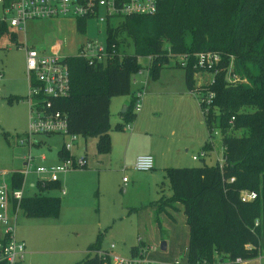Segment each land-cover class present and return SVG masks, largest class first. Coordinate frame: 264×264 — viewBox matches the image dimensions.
I'll return each instance as SVG.
<instances>
[{
    "label": "trees",
    "instance_id": "16d2710c",
    "mask_svg": "<svg viewBox=\"0 0 264 264\" xmlns=\"http://www.w3.org/2000/svg\"><path fill=\"white\" fill-rule=\"evenodd\" d=\"M86 21L76 28L86 34ZM191 35V43L185 35ZM17 35L0 25V37ZM108 43L116 45L118 55L107 64L88 63L71 58V93L53 102V109L68 116L69 134L96 140L98 154L111 150V100L129 95L134 76L149 63L150 75L173 64L184 70L190 94L195 93L197 55L214 52L221 57L217 73L204 86L214 98L208 113H202L209 138L203 150L213 149V132L222 134L223 164H204L193 168H169L173 197L151 204L158 212H179L183 206L188 228L186 260L189 264L221 260L250 261L264 253V0H165L157 15L117 19L107 26ZM133 46L135 52H127ZM190 55L189 65L181 67L168 55ZM234 59L236 76L230 84L227 70ZM167 65L157 67L161 61ZM176 62V63H175ZM213 73V71H209ZM213 81V82H212ZM135 99L123 114L117 129L134 123ZM201 111L203 106H200ZM59 152L63 160L69 157ZM16 175V187L21 185ZM233 180V182H231ZM58 182H37L39 193L26 196L21 211L28 218L56 219L60 199L43 194L56 190ZM52 186V187H51ZM54 187V188H53ZM242 192H255L257 199L243 201ZM163 233V231L161 230ZM131 255L144 250L139 240ZM92 245L85 258L76 264H104ZM226 264V263H224ZM233 264V263H232Z\"/></svg>",
    "mask_w": 264,
    "mask_h": 264
},
{
    "label": "rangeland",
    "instance_id": "374dc122",
    "mask_svg": "<svg viewBox=\"0 0 264 264\" xmlns=\"http://www.w3.org/2000/svg\"><path fill=\"white\" fill-rule=\"evenodd\" d=\"M103 16L105 13L101 10L100 17ZM99 30H105V26L100 25L97 18L88 20L86 34L78 32L76 22L73 21L41 20L29 22L25 34L16 33V40L8 34L0 37V170L17 173L23 167V157L28 154V147L18 144L19 139L27 137L30 125V109L26 101L29 92L26 51L20 45L26 39L29 48L51 51L62 42L67 47L65 53L76 54L87 38L98 41L104 47L108 46L106 31L100 35ZM191 41V35L187 33L186 44L189 45ZM127 52L134 53L133 46ZM168 58L176 62L178 60L171 54ZM141 64L143 69L134 76L130 94L111 100V139L115 135L122 137L123 131L116 128L118 123H123L120 114L132 97L141 91L142 107L149 104L147 115L150 117L140 125V138L144 142L139 145V149L148 150L151 148L149 142L157 139L168 146L171 152L168 158L174 153L175 162L170 164L175 168L199 167L204 164L203 160L211 166L223 163L222 134L218 130L213 132L212 151L203 150L209 133L203 122L199 100L189 93L186 86L184 70L171 64L159 68L158 73L151 76L149 63L141 60ZM162 65H167L164 60L157 67ZM211 78L213 76L210 74L198 77L195 91H199V87L206 85ZM153 109L160 111L150 115ZM164 119L165 127H169L167 131L159 130L156 124ZM135 123H131V126L134 127ZM123 130L124 133L130 131L125 125ZM75 138L70 154L76 158L84 157L87 161L85 168L75 172L94 171L95 176L85 174L73 178L63 188H73L71 197L74 198L69 203L70 207L85 208L79 211L64 208L63 199L66 197L61 195L59 189H47L46 194L52 193L51 196L61 198L62 207L58 218L31 219L20 213L17 235H29L31 241L34 240L28 251L31 255L26 258L27 261L25 259L24 264H76L85 258L92 245L110 251L112 256L127 259L132 256L131 249L138 246L139 240L145 244L144 259L147 261L162 264L185 262L189 237L183 213L167 209L157 215L158 207H151L152 203L161 198L173 197L171 179L157 170L140 172L133 167L122 172V142L114 148L111 143V152L97 157L95 139L82 136ZM35 139L41 140L44 146L41 149L35 148L34 155L38 157L46 154L49 157L48 164L57 159L63 143L71 144L70 135L64 138L39 135ZM200 152H205L206 157L193 161V157ZM38 178L43 177L30 173L25 189H28L30 183H37ZM124 178L129 181L126 186ZM36 192L37 188L26 195L31 196ZM176 208L183 210L180 203ZM26 223H29L28 227ZM162 242L168 244L166 251L160 248ZM112 245L116 247L115 250H110ZM245 264H264V253Z\"/></svg>",
    "mask_w": 264,
    "mask_h": 264
},
{
    "label": "built area",
    "instance_id": "2783aa9c",
    "mask_svg": "<svg viewBox=\"0 0 264 264\" xmlns=\"http://www.w3.org/2000/svg\"><path fill=\"white\" fill-rule=\"evenodd\" d=\"M165 0H0V25L16 34L26 33L29 22L41 20H65L77 22L97 18L98 23L105 26V30H99L102 35L104 31L107 34V26L113 25L112 22L122 18L132 17H153L157 15L162 3ZM103 10L105 16L100 17V11ZM77 30V28H76ZM78 31V30H77ZM79 32V31H78ZM17 35V34H16ZM108 36V35H107ZM26 51V74L29 83V92L26 101L30 109L29 133L26 138L20 140L22 146L29 147V153L25 158L23 169L17 173H11L0 170V228L2 236L0 237V264H21L26 258V245L16 237V227L19 215L21 213V203L25 196V187L27 177L30 173H35L38 182L55 183L59 182V176L87 166L86 158H76L70 154L73 149L76 136L69 134L68 116L53 109V102L58 99L67 98L71 93V73L68 60L79 58L88 63L107 64L114 59L118 53L116 45L108 44L104 47L98 41L86 39L80 45L76 54L65 53L64 43L55 45L54 49L36 50L29 48L26 39L24 44L20 45ZM181 67L189 65L190 55L175 56ZM195 69H200L196 76L210 74L214 77L217 73V66L221 62L218 53L207 52L200 53L197 56ZM234 59L227 70V80L230 84L242 82L236 76ZM176 63V62H175ZM213 71V73H209ZM212 79V78H211ZM210 81V80H209ZM213 82V81H212ZM201 85V83H199ZM205 85H201L199 91L193 94L198 100L199 105L203 106L202 113H208L214 94L204 91ZM135 105L134 113H140L142 110V92L134 95ZM128 124L127 128H131ZM39 135H59L71 136V144H65L64 151L68 152L69 157L55 166H35V156L32 149L37 144L36 136ZM206 157L205 152H200L194 156L197 161ZM220 164V163H219ZM223 163H221L222 165ZM155 167V159L151 155H141L135 160L134 169L140 172H150ZM21 175V185L16 187V175ZM129 181L124 178L123 183ZM233 182V180H231ZM124 184V186H126ZM65 194L64 191H62ZM243 201H254L257 199L255 192H242ZM115 250L112 245L110 250ZM104 262V264H162L154 263L144 259V250L141 254L122 258L112 256L110 251L98 250L95 252ZM182 261V260H181ZM247 261L237 259L235 262L225 260L226 264H245ZM221 260L218 262L200 264H224ZM173 264H189L176 261Z\"/></svg>",
    "mask_w": 264,
    "mask_h": 264
},
{
    "label": "crops",
    "instance_id": "0c3cea01",
    "mask_svg": "<svg viewBox=\"0 0 264 264\" xmlns=\"http://www.w3.org/2000/svg\"><path fill=\"white\" fill-rule=\"evenodd\" d=\"M197 79H198V77L196 76V81H197ZM200 79V78H199ZM132 100H133V97H132ZM132 100H131V102H132ZM131 102L127 105V106H124V107H126V109H128V107H129V105L131 104ZM149 104H146L145 105V107H142V110H141V112H140V114H138L137 115V117H136V121H134V123H135V125H134V127H133V125H132V127L131 128H129L130 129V131H126L125 133H124V130H123V127H122V137H119V135H115L114 137H112V139H111V143H113L114 145H113V148L115 147V145L117 144V143H119V142H122V145L124 146V156H123V162H124V166L121 168V171L122 172H125V170L127 171L128 170V168H133L134 167V164H135V160H136V158L138 157V156H141V155H151V156H153L154 157V159H155V167H154V169L152 170V171H155V170H157L158 172H161V174H163L164 176L166 175V170L167 169H169V168H175V166H171V164L170 163H174L175 162V156H174V153H173V155H171V158H168V155H169V153H171V152H169V148H168V146L167 145H165L162 141H158L157 139H155V141H153V142H149L150 143V145H151V148H149L148 150H142V149H139V145L141 144V143H143L144 141L143 140H141V135H142V131H140L139 130V128H140V125H141V123H143L146 119H147V117H150L149 115H147V112H148V108H147V106H148ZM111 108V107H110ZM127 111V110H126ZM158 111H160V110H158V109H153V110H151L149 113H150V115H152V113L153 114H156ZM159 113H161V112H159ZM123 114L124 113H122L121 112V114H120V116H121V120L123 121ZM166 122V120L164 119V120H161V121H159V123L158 122H156V124H157V126H159L158 127V129L159 130H161V131H167V129L169 128V127H165V125H164V123ZM117 125H119V123L117 124ZM116 125V126H117ZM112 132V131H111ZM111 132H110V138H111ZM52 136H59V135H52ZM61 137H63L64 138V136H61ZM23 139V138H22ZM20 140L21 139H19L18 140V144L20 145V146H22L21 144H20ZM122 140V141H121ZM208 140V139H207ZM207 140H206V142H207ZM206 142H205V145H206ZM64 144L65 143H63L62 145H61V147H60V149L58 150V154H57V159H55V161L53 162V163H50V164H48L49 163V157L46 155V154H41L40 156H35L34 155V150H35V148L36 149H41L43 146H44V144H43V142L41 141V140H37V144H35V146L33 147V149H32V153H33V155L35 156V166H48V167H50V166H55V165H58V164H60L61 162H63L64 160L62 159V157L59 155V152H60V150L62 149V147L64 146ZM22 147H27V146H22ZM205 147V146H204ZM203 147V148H204ZM111 149H112V147H111ZM110 152H111V150H110ZM109 152V153H110ZM27 153H29V147H28V151H27ZM109 153H107V154H109ZM95 156H97V157H99V156H102V155H104V154H98L97 153V149H96V142H95ZM28 155V154H27ZM27 155L26 156H24L23 157V167H24V165H25V163H26V161H25V158L27 157ZM40 160V161H39ZM194 161V160H193ZM40 162V163H39ZM38 163V164H37ZM125 164H127V165H130V167L129 166H127V165H125ZM23 167H22V169H23ZM127 167V168H126ZM178 167H182V166H178ZM184 168H186V167H184ZM21 169V170H22ZM20 170V171H21ZM98 171H100V170H98ZM19 172V171H18ZM88 172H90V173H87V172H75V171H73V173L72 172H69V173H66V174H61L60 176H59V185H57V187H56V189H59V191H60V193H61V195L63 196V197H66V199H63L64 200V208H68V209H71V210H73V211H75V210H77V211H79V210H81V209H84V208H82V207H76V206H74V207H70L69 206V203H70V201L74 198V196H72L71 197V194H72V190H73V188L71 189L70 187H69V190H66L65 188H63V185L64 186H66V183L69 185V183H70V181L74 178V179H77L78 177H80V176H83V175H85V174H88V175H90V176H95V173H94V171H88ZM118 172H120V171H118ZM70 174V175H69ZM99 176H100V174H99ZM125 184V183H124ZM127 184H129V182L128 183H126L125 185H127ZM37 188V183H30L29 184V186H28V189L25 191V196H28V195H26V193L27 192H30V191H32V190H34V189H36ZM38 189V188H37ZM53 191H55V190H53ZM62 191H64L65 192V194H63L62 193ZM39 193V191L38 192H36V193H34V194H32L31 196H34V195H36V194H38ZM43 194H45V195H47L45 192L43 193ZM49 195V194H48ZM52 195V193H50V196ZM28 197H30V196H28ZM54 197H57V196H54ZM57 198H59V197H57ZM60 199V202H61V198H59ZM68 206V207H67ZM61 207H62V205H61ZM179 212H182L183 213V210L181 211L180 209H179ZM21 213H22V211H21ZM184 216V215H183ZM28 218V217H27ZM19 219V218H18ZM31 219H44V218H31ZM184 219H185V217H184ZM186 220V219H185ZM25 226L26 227H28L29 226V223H26L25 224ZM2 236V229L0 228V237ZM16 237H17V239L19 240V241H21V242H24L25 243V245H26V258H29V256L31 255H29V253H28V251H29V249H31V244H33V241H31V236H29V235H17V230H16ZM168 245V244H167ZM91 248V247H90ZM90 248L88 249V251L86 252L87 254L90 252ZM100 248V247H99ZM86 254V255H87ZM25 258V259H26ZM30 259H32V257H30ZM25 261V260H24ZM26 261H27V259H26ZM23 264H24V262H23Z\"/></svg>",
    "mask_w": 264,
    "mask_h": 264
},
{
    "label": "water",
    "instance_id": "95a60500",
    "mask_svg": "<svg viewBox=\"0 0 264 264\" xmlns=\"http://www.w3.org/2000/svg\"><path fill=\"white\" fill-rule=\"evenodd\" d=\"M126 107H124L122 113H125L126 112ZM160 248L162 251H166L167 250V243L166 242H162L161 245H160Z\"/></svg>",
    "mask_w": 264,
    "mask_h": 264
}]
</instances>
